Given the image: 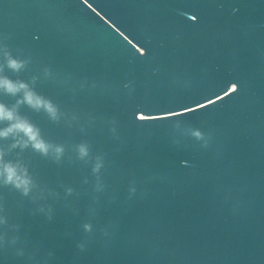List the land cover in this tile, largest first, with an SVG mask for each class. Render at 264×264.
<instances>
[{
	"label": "water",
	"instance_id": "95a60500",
	"mask_svg": "<svg viewBox=\"0 0 264 264\" xmlns=\"http://www.w3.org/2000/svg\"><path fill=\"white\" fill-rule=\"evenodd\" d=\"M5 46L64 153L6 157L0 264H264V0H0Z\"/></svg>",
	"mask_w": 264,
	"mask_h": 264
},
{
	"label": "clouds",
	"instance_id": "9594fccd",
	"mask_svg": "<svg viewBox=\"0 0 264 264\" xmlns=\"http://www.w3.org/2000/svg\"><path fill=\"white\" fill-rule=\"evenodd\" d=\"M3 62L0 63V94L15 98L12 104L0 101V141H10L6 147H0V183L3 186H11L27 196L32 189L33 181L28 168L20 159H6L14 150L23 152L31 148L42 156L54 155L59 160L64 153L63 145H53L45 141L41 131L29 118L20 111L22 107H27L34 112H45L50 119L58 121V108L51 100L41 96L35 90L36 77L31 81L23 79H12L6 74V70L14 74L23 71L28 61L14 57L5 46L2 49ZM77 152L80 159L89 155L86 144L77 145ZM102 164L98 162L93 167L96 173ZM71 193V189H68ZM86 230H90V225H85Z\"/></svg>",
	"mask_w": 264,
	"mask_h": 264
}]
</instances>
